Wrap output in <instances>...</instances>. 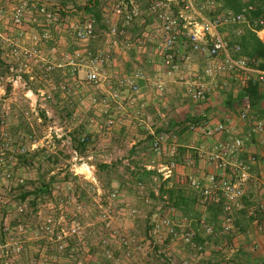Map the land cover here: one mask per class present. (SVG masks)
I'll return each instance as SVG.
<instances>
[{"label":"rangeland","instance_id":"1","mask_svg":"<svg viewBox=\"0 0 264 264\" xmlns=\"http://www.w3.org/2000/svg\"><path fill=\"white\" fill-rule=\"evenodd\" d=\"M71 1L66 0V3ZM133 2L140 11L147 12L148 0ZM108 6V0H101L103 18ZM9 7L4 0L0 2V244H10L8 250L0 245V264H183L186 260L190 264L189 258L184 259L173 250V247H184L182 250L187 251L189 244L176 239L158 245L149 236L151 223L157 221L158 215L174 214L169 207L162 202L157 203V199L151 196L155 184L161 181L154 180L155 183L151 185L149 181H137L123 166V154H115L116 150L126 147V143L116 134L120 123L115 119L122 117L124 110L110 101L108 108L103 107L99 101L105 93L103 89L94 88L81 78L77 81L66 80L67 77L60 71L47 73L36 67H33L31 74L23 75L24 84L17 87L10 85L8 79L12 75L8 63L12 45L29 46L32 35L41 37L42 33L33 30L30 20L15 27L10 20ZM51 25L46 28L48 39L56 24ZM236 28L225 27L223 34L233 39L240 27ZM106 33L104 21L97 22L96 40L100 41L103 37L102 44L107 45H112L114 39L120 40L119 46L126 50L121 35L107 37ZM46 44L41 38L36 47L43 52ZM49 45L56 43L52 41ZM49 51L47 49L46 52ZM57 54L58 51L53 53L54 56ZM146 74L149 77L157 76L154 72ZM219 76L213 80L204 77L197 84L209 82L213 93L218 94V82L223 77ZM79 77H82V73ZM226 77L227 87L233 85L232 90L237 89L238 83L242 86L240 74L229 73ZM65 84H68V89L63 91L61 85ZM29 90L33 95L26 96ZM40 91L44 93L43 96L38 95ZM147 91L150 101L157 102L163 97V93H156L151 88ZM165 92L167 95V90ZM224 94L219 93L217 98ZM47 95L49 98H46ZM92 97L99 98L97 104L91 103ZM150 107L148 114L152 117L156 110L154 105ZM239 108L238 105L236 108L229 107V110L238 117ZM105 109H108L107 113ZM127 113L130 115L132 112ZM108 120H113V124L108 125ZM51 125L60 129L61 138L49 136L48 127ZM130 127L134 130L139 126L135 123ZM236 128H239L238 125ZM84 135L89 136L90 142L82 153L76 152L94 166L90 178H86L88 171L85 168L78 165L73 167V139ZM4 142L8 143V150L3 149ZM21 147L26 149L25 153L19 152ZM109 163L115 164L109 167ZM148 165L154 166L153 172L157 175V159ZM139 182L142 187L138 185ZM41 185H48L47 191L35 194L34 190ZM24 191L31 192L22 201ZM48 217L53 220L54 234L60 228L68 231L80 228V240L73 237L68 239L67 244L72 243L68 252L58 249V243L53 240L54 234L48 236L40 229ZM18 226L22 227V232L15 230ZM4 227H8V231L5 232ZM123 240L127 244H123ZM14 241L22 243V250L9 253ZM176 241V246H172Z\"/></svg>","mask_w":264,"mask_h":264},{"label":"built area","instance_id":"2","mask_svg":"<svg viewBox=\"0 0 264 264\" xmlns=\"http://www.w3.org/2000/svg\"><path fill=\"white\" fill-rule=\"evenodd\" d=\"M4 1L10 5V20L15 27L22 26L25 20L36 23L38 17H42L50 23L60 21L59 8L53 9L55 6H49L43 2L40 5H35L31 0ZM49 1L54 3L59 0ZM108 1L109 6L104 10L106 12L104 15V23L107 26L106 34L108 37L125 35L128 29L139 19L141 11L133 0ZM203 1L204 5L201 7L206 10V13L202 11L197 13L192 0H149L147 11L155 17L156 21H159L158 28L156 24L155 33L157 35L158 30L161 47L164 50L162 60L164 72L167 75H173L180 70L181 63L190 61L189 52L180 53L178 49L180 38L183 37L188 43L190 51L205 58L206 64L203 72L208 79L213 80L217 75L229 72L241 75L240 83L242 86L251 78L254 81L264 82V69L261 70L249 65V60L239 55L240 45L236 41L225 39L219 32L221 27L248 23L247 15H250L256 9L255 5L249 3L240 12H233L223 8L226 5V0ZM181 9L187 11L188 14H183ZM259 13L260 17L253 22L249 20V25L253 23L262 26L264 24V5L259 7ZM96 25V20L91 17L80 23L72 24L70 29L76 43H83L93 38ZM119 26L121 27L119 28ZM240 33L241 30L237 29L236 34L240 35ZM41 38L46 41L49 36L42 34L39 37L34 34L31 38L32 43L29 46L12 45L9 53L10 62L8 63L9 72L12 75L8 81L12 87L24 84L23 75L31 74L33 67H36L47 73L60 71L67 77L66 80L73 79L77 81L81 78L92 87L103 89L105 91L103 97L100 100L92 97L91 103L97 104L99 100L105 108H108V104L112 102L120 109H124L125 105L132 108L139 105L140 109H143L145 104H140V98L143 95L141 82L146 83L156 93H163V82L157 79V76L149 77L140 70L122 77L112 78L109 74L112 57L111 52L107 49H90L80 46L73 53L56 59L44 55L38 50L36 44ZM80 73H82V77H79ZM67 86L68 84L61 85V89L66 90L68 89ZM209 91L208 83H199L196 86L189 85L188 87V94L194 100L204 98ZM29 95H33L30 90L26 93V96ZM38 95L43 96L44 93L40 91ZM46 98H49V95ZM104 112L107 113L108 109H105ZM137 113L140 114V110H137ZM238 119L244 123V137L235 135L234 127L222 122L214 125L203 123L191 127L192 130L201 133L207 140L212 141L211 147H208L206 151L202 149L200 155L205 154L206 161L213 166L214 170L203 177L191 173L186 175L181 182L198 194L204 206L219 205L221 207L220 230L222 233L231 231L233 214L243 209L242 201L246 194V188L257 179L255 172L258 166L257 157L254 154H247L244 159L241 157L247 153L245 141L254 139L264 149V117L252 116L251 105L247 97L241 101ZM107 124L112 125L113 120H108ZM146 128L149 134L150 150L157 159V169H155L157 176L161 182H166L178 168L177 158L180 154V144L175 136L166 131L155 130L150 126H146ZM48 131L51 137H62L60 129L54 125L49 126ZM222 136H225L226 139H220ZM78 139L80 142H84L88 137L84 135L78 137ZM3 149H9L8 143H3ZM25 150L21 147L19 152L25 153ZM73 154L75 163L73 167L78 165L85 168L88 171L86 178H90V171L94 169V166L79 157L76 150L73 151ZM87 159H91V157H87ZM185 164L192 167L194 161L192 158L186 157ZM145 169L147 171L154 170L150 165L146 166ZM6 177L9 178L10 175L7 174ZM19 182H22V180H19ZM138 185L143 186L141 182ZM162 204H167V201H162ZM259 209L264 211V202L259 205ZM19 210L21 211V208ZM194 221L195 225L203 229L205 233L209 235L215 233L212 224L204 216H200ZM192 222V219L186 216L158 215L157 221L151 223L149 236L158 245L167 240L179 239L200 251L202 248L196 246L193 242L197 231L192 226ZM40 229L48 236L53 235V220L48 217ZM262 229L264 232V227ZM3 230L8 231V227H4ZM15 230H18V232L23 231L20 226ZM80 234L79 227L72 228L69 231L60 228L54 234L53 240L58 243V249L63 250L68 246V239L73 237L80 240ZM122 243L127 244V241L123 240ZM0 245L1 248H6V250L10 246L6 242ZM11 247L9 253H18L22 250V243L14 241ZM106 254L110 257L108 251H106ZM73 264L82 263L75 262ZM183 264H188V262L184 261ZM229 264L236 263L230 262ZM261 264H264V260Z\"/></svg>","mask_w":264,"mask_h":264},{"label":"crops","instance_id":"3","mask_svg":"<svg viewBox=\"0 0 264 264\" xmlns=\"http://www.w3.org/2000/svg\"><path fill=\"white\" fill-rule=\"evenodd\" d=\"M31 1L35 5H40L43 2L49 6H55L53 9L56 7L59 8L60 21L58 23H50L42 17H40L42 20L39 19L36 23H31L33 30H38L42 34L47 33L48 30L46 28L48 26L56 24L52 33L49 34L50 39L46 40L47 44L44 46V53L42 52L44 55L53 57V53L58 51L57 56H54L58 58L73 53L80 46L90 49H107L111 52L112 57L109 65V74L112 78L122 77L140 70L145 73H156L157 79L163 82L164 90L161 95L163 97L157 99V102L155 100L150 101L147 96L149 86L141 82L143 95L140 98V104L144 103L145 107L140 109L139 105H136L134 108L125 105L124 112H121L123 116L115 117L117 122L120 123L119 129H116V134L126 143V147L123 146L124 150L118 149L115 154H123V159H121L128 174L131 173V176L137 181H149L151 185L155 183L154 180H157L158 176L155 175L153 170H144V167L156 161V159L153 160L154 155L150 150L149 134L146 126L150 125L155 130L166 131L178 140L180 144V154L177 158L179 165L174 175L166 183L174 191V195L171 196V201L175 203V206H171L170 210L175 217L186 216L192 219V226L197 231L193 242L196 246L202 248V250L197 251L196 248L187 244L190 247H187V251H183L182 249L184 247L181 249L173 247V250L176 251L178 256L184 259L189 258L190 264H229L230 262H235L236 264H261L264 260V232L262 229L264 227V211L259 209V205L264 202V149L254 139L245 141L247 153L241 157L244 159L247 154H254L257 157L258 166L255 170L257 179L246 188V194L242 201L243 209L233 214V227L228 233H222L220 230V217L222 212L220 213L218 211L214 214V208L212 206H204L198 194L181 183L182 179L191 173L203 177L214 170L213 166L206 161L205 154L200 155L202 149L206 151L208 147H211L212 141L207 140L201 133L192 130V126L186 127V124H183V122L186 121L187 117H200L201 121L193 126H198L203 123H206V125H214L222 122L233 126L235 135L244 137V123L238 117L233 116V112L225 104L228 99V94L231 95L229 97L236 98L242 86L238 83L236 85L237 89L232 90L233 85L227 87L226 79H224L226 76L228 78L229 73L219 74L223 76V79L221 78L218 82V94L213 93L214 89L210 86V91L207 92L204 98L200 100L192 99L188 94V87L189 85L196 86L197 81L204 79V77L207 79L203 72L206 60L200 54L190 51L188 43L181 37L178 49L180 53L189 52L191 56L190 61L181 63L180 70L177 73L167 75L162 67L164 50L161 47L158 30L157 35L155 33L156 24L158 28L159 21H156L155 17L149 14L148 11H141L139 19L128 29L125 35H121L120 38L127 47L126 50H131L126 51L124 50L125 48L119 46L121 44L120 40L114 39L112 42L113 46L102 44L103 37L100 41L96 40L95 32L93 38L86 42L76 43L74 40L70 26L90 17L85 7L89 3H94L95 0H72L70 3H66V0H59L54 3L49 0ZM192 1L197 13L199 11L204 12L203 10L205 9L201 7L204 5L203 0ZM252 1L254 3L251 4L254 5L263 2V0ZM63 4L64 8L62 7ZM98 4L101 6V0H98ZM223 8L226 9V5ZM60 9L63 10V13H61ZM174 9L177 10L176 7ZM182 12L183 14H188L187 11ZM247 18L248 23L227 26L240 27V35L236 34L237 36H234L233 39L223 34V28L225 27L219 28V32L225 39L237 42L246 32L248 26L251 25H249L251 15H247ZM254 32L260 41L264 43V27L259 30H254ZM52 41L56 45L48 46V43ZM104 41L106 43L108 42L107 39ZM29 43L31 44L32 42L30 41ZM47 49H50V51L46 52ZM165 90L168 92L167 95ZM221 92L225 94L217 98V95ZM236 101L234 100L232 104L235 108L238 107ZM153 105L156 111L150 117L148 112L151 109L150 106ZM262 107H264V102L262 103ZM164 108L167 110H163ZM137 110H140V114H137ZM127 111L135 115H127ZM150 118L152 120L148 122ZM135 123H138L139 127L133 130L130 126ZM237 125L239 128H236ZM220 139H226V137L222 136ZM186 157H190L194 161L192 167L186 166ZM114 164L111 163L108 166L112 167ZM161 183L158 181L155 184L156 188L153 189V194L151 195L153 199H157V203L160 202L158 194ZM163 197L166 196L163 195ZM200 216H204L212 224L215 229L214 234L209 235L195 225L194 220ZM177 243L178 241L174 245L172 244V246H176Z\"/></svg>","mask_w":264,"mask_h":264},{"label":"trees","instance_id":"4","mask_svg":"<svg viewBox=\"0 0 264 264\" xmlns=\"http://www.w3.org/2000/svg\"><path fill=\"white\" fill-rule=\"evenodd\" d=\"M249 3H254V2L252 0H247V1L226 0V9L231 10L233 12H240ZM261 4L264 5V0L262 3L260 4L257 3L255 5L256 9L250 14L251 22H253L254 20L256 21L260 17L259 7L262 6ZM62 7L64 8V4ZM75 8L79 10L77 7ZM85 8H86V12L89 13L90 17L95 19L96 22L104 21V18L102 17L101 6L98 4V0H95L94 3H89ZM60 11L61 13H63V10L60 9ZM262 27H264V25L259 26V25H254L252 23V25L248 26L246 32L240 37L239 41H237V43L241 47V51L239 55L247 58L249 60V65L261 70L264 69V43L260 41V39L256 36L254 30H259ZM229 96L231 95L228 94L227 96L228 99L225 103L229 107H233L232 104L234 103V100H237L236 102L240 106L241 101L247 97L251 105L252 116H255L257 118L264 117V107H262V103L264 102V82L254 81V79L251 78L246 82L244 86L241 87L240 91L236 95V98H232ZM200 121H201L200 117H187L186 121L183 122V124L185 123L186 127H188L198 124ZM89 142L90 141L88 136V139L84 142H80L79 139H73L72 143L74 150L78 151L79 153H82ZM167 182L168 181L162 182L160 184L158 198L160 202L167 201V204L165 205L170 208L171 206H175V203L171 201V196L174 195V191L172 190L173 188L171 186L166 185ZM47 189H48V185H41L39 188H36L34 191L35 194L38 195L46 192ZM30 192L31 191H24L22 193L21 196L22 201H24L29 196ZM163 195L166 196L164 197L165 200L163 199ZM208 206H212L214 208L213 210L214 214H216L218 211L220 213L222 212V209L219 205H208ZM71 248H72V243L68 244V246L64 250L68 252Z\"/></svg>","mask_w":264,"mask_h":264}]
</instances>
